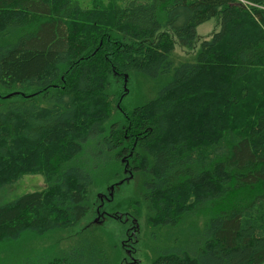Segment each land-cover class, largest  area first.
Wrapping results in <instances>:
<instances>
[{
    "label": "trees",
    "instance_id": "trees-1",
    "mask_svg": "<svg viewBox=\"0 0 264 264\" xmlns=\"http://www.w3.org/2000/svg\"><path fill=\"white\" fill-rule=\"evenodd\" d=\"M212 19L220 30L176 66V43ZM134 74L165 82L128 110ZM0 89V189L46 184L0 205V252L74 230L115 185L107 212L137 224L136 211L152 229L205 220L195 247L151 264H264V0H0ZM84 250L21 264H97Z\"/></svg>",
    "mask_w": 264,
    "mask_h": 264
},
{
    "label": "rangeland",
    "instance_id": "rangeland-1",
    "mask_svg": "<svg viewBox=\"0 0 264 264\" xmlns=\"http://www.w3.org/2000/svg\"><path fill=\"white\" fill-rule=\"evenodd\" d=\"M219 30L220 21L218 19H212L197 28V39L191 47L182 48L177 42L172 55L174 64L177 66L187 62H193L202 43L210 40ZM163 82H157L135 74L130 78L128 77L126 88H124L126 95L123 98V104L128 110L146 104L155 98L157 90ZM6 92L0 89V96L5 97ZM95 145V139H93L87 145L85 154L78 160L79 163L83 164L84 168H88L91 164H94L93 159L96 157H94ZM45 188L46 184L42 175H26L17 183L4 186V188L0 189V205L12 202L27 193L42 191ZM109 188L108 190H110ZM99 194L105 196L103 193ZM110 194L113 198L110 196L111 200L108 202L109 204L117 195L116 189L113 192L110 190ZM101 195L96 197L98 201L102 197ZM121 198H123L122 195L118 196L116 200H120ZM106 200L108 201V199ZM107 201L104 202L106 203ZM97 208L102 209V206L99 204ZM103 208L105 209L103 211L107 212V208L105 206ZM96 209H94L95 212H92L74 230L48 234L43 239H32L26 236L25 239L10 244L4 250H1V258L5 259L8 263L21 264L27 261L28 258H32L35 253H41L43 250H46L48 253H52L53 249L70 252L74 248L84 250V244H87L97 250L93 254L94 258L97 259V264H131V260L126 255L125 249L124 252L128 258H124L119 263H113L112 259L123 246H128L133 243L134 253L132 260H134L132 262L134 264H151L153 258L161 252L184 249L191 244L190 247H195L193 243H196L204 233L205 220L198 216L187 218L184 221V225L178 228L152 229L146 224L148 215L145 211L141 213L136 211L134 214L138 216L140 221L137 224L138 232L135 238L132 236L135 234L131 231L132 225L125 223L123 218L124 215L133 214L132 211L130 213L122 212L124 214H121V219L118 214L117 218L113 217V215L107 216L104 212L97 214ZM112 214L115 215V213ZM93 244L97 246V249ZM88 251L89 249L87 248L84 250V253L89 255Z\"/></svg>",
    "mask_w": 264,
    "mask_h": 264
},
{
    "label": "flooded vegetation",
    "instance_id": "flooded-vegetation-1",
    "mask_svg": "<svg viewBox=\"0 0 264 264\" xmlns=\"http://www.w3.org/2000/svg\"><path fill=\"white\" fill-rule=\"evenodd\" d=\"M124 172L126 173L127 178H129V177L131 176V172H130L127 168H125ZM101 196H102V195H101ZM110 196H111V194H110V191H109L105 196L100 197V206H102V208H103L104 206H106V205H109L108 202L111 200ZM111 197H112V196H111ZM112 198H113V197H112ZM106 199H108V201H107ZM104 201H107V202L105 203ZM101 212H104L105 215H107V216H108V215H113V217L117 218V214H116V213H115V215H114V214H112V213H110V212H105V211L101 210V208H97V209H96V213H97V214H99V213H101ZM118 216H119V218L122 219V215H118ZM123 218H124V222H125V223H128L129 225H132V227H131V231H132L133 233H135V234H133L132 236L136 238V234H137V232H138L137 221H136L135 219H133V217L130 216V215H124ZM134 235H135V236H134ZM135 238H134V239H135ZM123 247H124V249H125L126 255H127V256L129 257V259L131 260V264H134V262H132V261L134 260V259L132 260L133 253H134V252H133V251H134V245H133V243L130 244V245H128V246H123Z\"/></svg>",
    "mask_w": 264,
    "mask_h": 264
},
{
    "label": "water",
    "instance_id": "water-1",
    "mask_svg": "<svg viewBox=\"0 0 264 264\" xmlns=\"http://www.w3.org/2000/svg\"><path fill=\"white\" fill-rule=\"evenodd\" d=\"M126 83H127V77H125V88H126ZM130 178H131V177H130ZM114 189H115V186H111V187H110L111 192H113Z\"/></svg>",
    "mask_w": 264,
    "mask_h": 264
}]
</instances>
